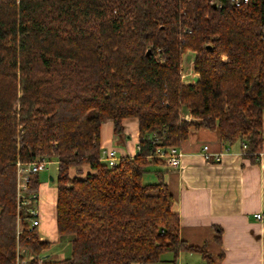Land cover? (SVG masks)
I'll return each mask as SVG.
<instances>
[{
    "label": "trees",
    "instance_id": "1",
    "mask_svg": "<svg viewBox=\"0 0 264 264\" xmlns=\"http://www.w3.org/2000/svg\"><path fill=\"white\" fill-rule=\"evenodd\" d=\"M187 51L193 84L181 79ZM263 109L264 0H0V264H19L21 250L42 258L27 264H148L180 251L213 264L204 245L179 239L163 170L143 176L191 127L227 148L246 142L254 160ZM132 119L138 153L102 163V124L121 137ZM38 157L56 162L55 229L70 237L56 260L17 202L16 162Z\"/></svg>",
    "mask_w": 264,
    "mask_h": 264
},
{
    "label": "crops",
    "instance_id": "2",
    "mask_svg": "<svg viewBox=\"0 0 264 264\" xmlns=\"http://www.w3.org/2000/svg\"><path fill=\"white\" fill-rule=\"evenodd\" d=\"M194 57L190 51L182 56L181 79L185 84H193L197 79L193 71ZM184 118L193 120L188 114ZM123 125L124 135L118 137L111 121L102 124L101 149H114L119 158L133 157L138 153L137 121L125 120ZM120 141L119 150L113 143ZM180 150L183 155L179 169L163 164L155 167L163 170L164 181L173 195L174 209L179 216V239L188 245H204L213 264H264V222L253 217L256 212H264V140L259 154L250 160L239 145L225 147L217 131L191 127ZM89 171L85 165L81 176ZM51 191H54L53 204ZM45 193L47 198L43 197ZM38 197L40 239L50 242L51 246L61 237L55 229V187L48 189L40 183ZM48 204L53 208L52 217L46 214ZM20 253L26 264L33 256L25 250ZM47 256L58 259L53 253ZM148 264L207 262L200 253L180 251L176 256L165 253L159 262Z\"/></svg>",
    "mask_w": 264,
    "mask_h": 264
},
{
    "label": "built area",
    "instance_id": "3",
    "mask_svg": "<svg viewBox=\"0 0 264 264\" xmlns=\"http://www.w3.org/2000/svg\"><path fill=\"white\" fill-rule=\"evenodd\" d=\"M254 0H229V3L234 7L247 6L253 3ZM247 147L246 142L241 143V148ZM207 150V146H204V151ZM183 153L178 147H169L166 150H159L155 157L162 161V164L170 169H179L181 166V157ZM207 155V154H206ZM205 155V156H206ZM119 157L114 149L102 148L100 154V161L108 166H114L119 161ZM55 162V161H54ZM52 161L45 157H38L34 161L24 164L20 161L16 162V179H17V202L19 207H26L27 211L31 215L30 221L32 226L39 224V211L37 203L39 200L38 193H26L27 183L29 175L41 171H46L47 166ZM56 163V162H55ZM255 220L264 222V212H256L253 214ZM36 260L42 262V258L31 257L29 260ZM19 264H26L22 260Z\"/></svg>",
    "mask_w": 264,
    "mask_h": 264
},
{
    "label": "rangeland",
    "instance_id": "4",
    "mask_svg": "<svg viewBox=\"0 0 264 264\" xmlns=\"http://www.w3.org/2000/svg\"><path fill=\"white\" fill-rule=\"evenodd\" d=\"M188 67H189V65H188ZM123 135H124V133H123ZM121 143H122L121 141L120 142H114L113 145L120 150L122 148ZM51 161H52V163L47 166V170L46 171H42V172L39 173L40 183L43 184L48 189L49 188H51V189L54 188V182H51L49 180V175H51L52 177H55L56 176V167H57L56 166V163L54 162L55 160H51ZM156 170L157 169L153 165L150 166L149 167V170H148V173L144 174V176H143V183L157 181V176H156V173H155ZM53 192L54 191H51L50 192V194L52 193V201H51L52 204H53V200H54V194H53ZM43 197L44 198L46 197V193L43 194ZM49 204H50V202H49ZM49 204L47 206V208L48 207L49 208L46 211V214H47L48 217H52V215H53V208H50V205ZM69 238L70 237L61 236L57 242L53 243L49 247L48 253L51 254V255H52V253L55 254L58 259L69 256V254H70V244H69V240L70 239Z\"/></svg>",
    "mask_w": 264,
    "mask_h": 264
},
{
    "label": "water",
    "instance_id": "5",
    "mask_svg": "<svg viewBox=\"0 0 264 264\" xmlns=\"http://www.w3.org/2000/svg\"><path fill=\"white\" fill-rule=\"evenodd\" d=\"M49 179L52 181L53 180L52 176H50Z\"/></svg>",
    "mask_w": 264,
    "mask_h": 264
}]
</instances>
